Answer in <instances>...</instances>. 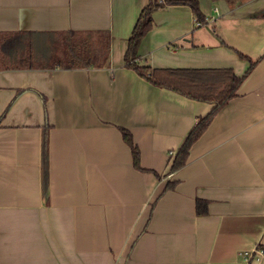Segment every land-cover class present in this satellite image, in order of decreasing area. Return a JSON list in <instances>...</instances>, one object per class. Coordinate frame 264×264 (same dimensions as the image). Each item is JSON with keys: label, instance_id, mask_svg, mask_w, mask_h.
Returning <instances> with one entry per match:
<instances>
[{"label": "crops", "instance_id": "crops-1", "mask_svg": "<svg viewBox=\"0 0 264 264\" xmlns=\"http://www.w3.org/2000/svg\"><path fill=\"white\" fill-rule=\"evenodd\" d=\"M159 1L136 63L243 76L255 61L173 173L214 104L126 65L148 0H0L1 33L109 34L100 66H0V264H245L240 251L264 247V0H199L202 22Z\"/></svg>", "mask_w": 264, "mask_h": 264}, {"label": "trees", "instance_id": "trees-1", "mask_svg": "<svg viewBox=\"0 0 264 264\" xmlns=\"http://www.w3.org/2000/svg\"><path fill=\"white\" fill-rule=\"evenodd\" d=\"M166 3H182L188 5L199 22L204 21V14L199 7V0H169ZM163 5L159 0H148L142 8L127 41L124 53L126 65L133 68L139 75L151 83L167 87L188 97L214 104L212 109L203 116H198L193 126L185 136L179 148L173 155L168 172L181 168L189 155L191 144L199 137L211 122L215 113L230 98L235 96L237 87L244 76L254 66L250 61L249 68L243 76H235L230 69H196V68H152L135 62L139 44L153 25V11ZM44 32H0V66L1 67H35L59 66L62 68L100 66L108 58L109 45L106 31H68L63 37L64 49L56 52L57 56L48 59L53 53L57 40L50 41L46 50L45 41L36 39ZM59 38V39H60ZM61 43V42H60ZM125 141L130 145L133 163L139 165V149L132 142L130 133L122 130ZM42 188L47 189V151L44 145L42 154ZM157 177H160L155 173ZM175 181H167L165 189L172 188ZM196 211L203 214L207 211V202L197 199Z\"/></svg>", "mask_w": 264, "mask_h": 264}, {"label": "built area", "instance_id": "built-area-1", "mask_svg": "<svg viewBox=\"0 0 264 264\" xmlns=\"http://www.w3.org/2000/svg\"><path fill=\"white\" fill-rule=\"evenodd\" d=\"M240 255L245 264H250L251 261H262L264 259V247L257 245L252 249L240 251Z\"/></svg>", "mask_w": 264, "mask_h": 264}, {"label": "rangeland", "instance_id": "rangeland-1", "mask_svg": "<svg viewBox=\"0 0 264 264\" xmlns=\"http://www.w3.org/2000/svg\"><path fill=\"white\" fill-rule=\"evenodd\" d=\"M60 35H57V37H56V39L55 40H57L58 39V41H57V43H53L54 44V48H53V53L51 54V57L48 59V63L49 64H51V59L52 58H55L56 56H57V53L56 52H59V51H62L63 49H64V44H63V42H62V40H63V37H59ZM60 38V39H59ZM51 41H54V40H51ZM61 42V43H60ZM46 50H48V48H49V46H50V40L46 43ZM49 52H51L50 51V48H49V50H48ZM0 63H1V61H0Z\"/></svg>", "mask_w": 264, "mask_h": 264}]
</instances>
